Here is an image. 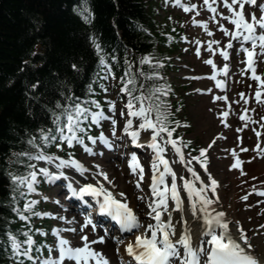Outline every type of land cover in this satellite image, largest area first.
Masks as SVG:
<instances>
[{
    "label": "snow or ice",
    "instance_id": "6c2138e0",
    "mask_svg": "<svg viewBox=\"0 0 264 264\" xmlns=\"http://www.w3.org/2000/svg\"><path fill=\"white\" fill-rule=\"evenodd\" d=\"M178 3V0H172ZM205 10L212 13L208 20L193 19L196 25H202L209 36L212 35L214 28L209 27L210 22H214L224 36L231 37L226 41L213 39L211 42L197 40L195 51L197 54L202 52L201 44H206L208 50L215 54L217 51L227 58L229 52L225 49L226 43L229 48L233 47L234 42L241 40L249 42L251 47L245 43H240L239 47L243 52L247 53L248 67L253 66V58L256 56H264V3H258V0H202ZM251 4L260 9L259 16L256 11L250 13V19L246 13V5ZM221 5L227 11H221ZM184 11L196 15L200 14L201 8L198 3H185L182 5ZM83 19L91 23L92 17L81 12ZM231 23L234 27L229 28L225 22ZM97 52L102 53L103 49L95 34L91 37ZM188 40V37H184ZM216 45L217 47H213ZM258 49V51H257ZM32 55H36L35 52ZM127 59V57H126ZM112 60H116L113 56ZM155 63L163 64L162 61H154L151 57L145 55L140 59V64ZM27 64L28 62L25 61ZM100 63L104 65L103 80H116V73L112 65L101 55ZM135 61L128 62L124 75L119 77L120 92L127 94V101L124 109L117 107V100L105 96L108 101L107 108L116 115L106 113L100 101L94 96H89L86 101L79 100L74 95H68L67 104H61L57 101V107L63 109L57 112L54 108H49L52 114V123L54 128L45 131L40 129L39 140L45 144H55L60 149L65 145L73 148L76 145L82 146L84 151L89 155L104 156L111 159L107 150L115 148V141L121 138L130 137L129 143L136 145L138 148H145L151 153V171L149 173L151 179L148 184L150 193L145 196L143 193L142 181L145 179V165L140 163L137 152H131L128 160L130 170L135 173L137 179L134 181L135 187L141 190V194L137 199L144 202L147 199L146 210L143 213L147 217L144 221L141 214L136 212L127 199V193L117 191L116 177L110 173L99 163H94L95 170L91 175L96 179L94 182L77 181L75 177L64 171L65 167L74 168L78 173L83 175L87 170L85 165L76 159L71 152L68 157L56 155L55 153H46L37 143V137L29 138L28 143L33 145L36 152H22L17 155L26 156L28 161H46L55 164L57 171H50L48 167L40 166L39 172L36 171L37 165L28 163L27 161H19L26 163L30 171L26 176H17L11 174L14 184L25 186L29 194L26 199L27 203L24 208L30 210L32 216H53L52 212H35L32 211L33 205L37 204V200L31 197V193H35L38 189L35 187L37 176H43L50 182H55L58 178H63L60 182L61 190L66 188L68 196L80 197L83 199L84 194H89L94 200L93 212L85 210V220L79 228L66 229L67 231L77 232L91 226L96 232L94 239H91L85 231L80 236L82 244L73 246L69 239L61 235L59 228H53L52 232L57 236L54 245H48V255H43V246L33 247L34 240L29 231H25L27 239L23 241L27 247H22V243L18 238L9 231L7 233L11 245V257L16 264H25L31 261L32 264H66V261H74L75 264H111L108 256L103 251L97 250L91 245L97 242H106V237L111 238V230L104 227L105 235H100L97 229L100 227L99 222L94 219V213L99 212L110 216L120 225L121 231L135 232L132 241L119 243L124 245L128 255L133 257L136 264H264V258L255 254V245L249 239L246 230L240 226L236 228L238 222L230 221L226 211L217 210L213 205L220 200L217 189L219 181L213 176L208 163L207 153L209 149L216 143L213 139L207 147L199 149L198 156H190L184 151L183 136H175L176 128L181 126V121H172L169 119L171 109L166 100L161 99L160 95L167 96V85L162 88L146 89L144 83L137 86V73L144 76L145 79L150 77L162 78L160 72L144 73L141 69L134 72L133 64ZM209 65L215 67V61L209 57L206 61ZM71 68L78 70L76 63L71 64ZM226 68V66H225ZM253 76L260 79V83L264 84V78L257 76L253 71ZM215 78V73L211 74ZM40 81L31 84L32 89H36ZM217 84L223 87V83L217 80ZM100 87L105 93L109 92V86L104 83ZM139 87V91H137ZM90 92L95 89L89 87ZM201 91L212 92L211 88L202 89ZM135 93V94H134ZM31 95V94H30ZM257 99L261 98L260 91L256 92ZM39 99V97H37ZM120 99H123L121 96ZM214 100L221 99L220 96H213ZM224 99H227L225 96ZM78 101V102H77ZM86 104L94 106L97 110L93 111L92 107H86ZM123 115L125 121L120 125L118 116ZM221 117H227V111L220 112ZM133 118H139L134 120ZM242 119H247L242 116ZM84 121H88L85 125ZM102 121H110V136L105 133L103 126L98 135L89 134V130L95 124H101ZM187 126V122H183ZM222 123H227L223 120ZM175 124V127H170ZM247 126V125H246ZM264 127V125H262ZM148 132L147 139H141L142 133ZM79 133H82L79 134ZM222 135V134H221ZM259 135V133H258ZM59 141V142H57ZM90 142V143H89ZM191 144V141H188ZM169 145L171 147H169ZM256 149H261V144H256ZM241 151L247 149L241 148ZM170 153V155H168ZM235 154V149H233ZM264 155V151L260 152ZM198 161L203 169L202 175L197 168L193 166L192 161ZM58 161V163H57ZM174 162H178L176 166ZM232 168H240L243 171L242 162L237 157L235 163L231 164ZM189 174H191L189 176ZM66 182V183H65ZM198 182V184H197ZM261 195H264V189H254ZM21 196H25L24 192H20ZM15 198V194L14 197ZM45 200L50 199L48 196L43 197ZM242 199L247 200L245 195ZM60 204V200H56ZM21 219L28 221L29 216L19 209H13ZM57 219L67 220V217L57 216ZM75 218H73V221ZM264 228V225H261ZM195 229V232L193 231ZM35 231L40 232L41 229ZM58 249V255H52L53 248ZM35 251L36 255H33ZM116 251L119 253L120 248ZM120 264H125L123 256L120 257Z\"/></svg>",
    "mask_w": 264,
    "mask_h": 264
},
{
    "label": "trees",
    "instance_id": "16d2710c",
    "mask_svg": "<svg viewBox=\"0 0 264 264\" xmlns=\"http://www.w3.org/2000/svg\"><path fill=\"white\" fill-rule=\"evenodd\" d=\"M150 2L0 0V264H16L10 261L7 233L24 238L20 230L28 227L26 222H19L13 211L17 207L22 211L27 201L26 195H20V186L11 179V174L20 176L28 170L26 163L19 162H29L28 158L17 154L33 152L35 147L28 143L32 136L38 138L40 146L52 145L39 140V130L54 128L49 108L63 111L57 101L67 104L68 95L86 101L92 94L90 86L100 91L101 55L120 74L131 61H135L134 72H160L162 78L139 79L137 75V86L144 83L146 89H159L167 85V96L159 92L156 95L176 105L169 100L172 84L165 75V55L171 38L161 35ZM81 12L89 16L94 13L92 22H86ZM93 34L102 53L94 46ZM145 55L162 61V66L148 62L141 65L140 59ZM113 56L116 60H112ZM72 63L78 65V70L71 68ZM38 80L40 84L32 89L31 84ZM174 118L177 117L173 111L169 119L175 121Z\"/></svg>",
    "mask_w": 264,
    "mask_h": 264
},
{
    "label": "rangeland",
    "instance_id": "374dc122",
    "mask_svg": "<svg viewBox=\"0 0 264 264\" xmlns=\"http://www.w3.org/2000/svg\"><path fill=\"white\" fill-rule=\"evenodd\" d=\"M193 1V0H191ZM200 5L202 14L204 15V19L208 20L209 17L212 15L209 11L205 10L203 6L202 0H194ZM158 13H156L154 16L155 21L160 23V28H165L162 26V24L165 26L167 24L168 16H175L172 13V8L170 7H163L162 5H158L157 8ZM221 11H227L225 8H220ZM177 15L175 17L176 20H178V23L175 24V27H181L184 32V35L188 37L189 39V45L190 49L187 50L185 47V44L181 41L178 42L179 46H177L172 52L170 56V62L172 64V67L168 71V77L170 82L173 84V86L176 89V99H181L182 102V109L180 111V117L181 120L183 119V122H187V126H183L180 129H182V136L186 140L191 141V145L196 147V153H188L190 156H198L199 155V149L202 147H207L210 143V138H216V133L221 132L223 136H219L216 138V143L209 149L208 153L206 154L208 157V163L212 172H214L215 178L219 179L223 177L222 180V186L219 188V191H222L221 199L226 201V207L229 209L232 216L236 219H238L246 229L249 230V235L251 238V242L255 245V250L259 247H262V240H260L262 237H264V228H261L262 222L264 221V215L261 214V210H263L260 206H257L255 204V201L258 197L257 193L258 191H255L254 189L264 188V180H258L256 174L250 175L246 172L245 169H243L245 174H241L240 168H232L230 167L231 164L235 163L237 157L243 164L250 163L252 160L253 162L258 160L259 158L257 156V151H241V148L244 146L242 144L238 145L239 141V133L246 134L245 132H250V127L245 128L244 130V120H239V107L240 104H237V101L243 98L245 100V92L240 89H246L245 91L249 92V96L251 97V93L254 91V88L252 87V84L249 82H244V79L246 78V73L242 72L240 70V64L237 65V69L239 71L237 75V79L231 78V84L227 90H220L216 88V81L221 79V76L219 79H215L213 83H211L209 80H198L194 81L191 80L189 75H197L199 72H207L209 71L213 65H209L206 63L207 59L211 56V52H207L206 44H202L200 47L202 48V52L200 54H197L195 51L196 48V41L197 40H203L211 42L213 39L220 40V41H226L230 39L229 37H226L223 35L221 30L215 26L214 22H210L209 27L214 28L215 33H213L211 36L207 34V32L203 29L195 32L196 26L192 23V20L195 19L194 14H187L188 16L185 17L184 14H179V12H176ZM195 13V12H192ZM222 22H225L229 28L232 26L227 22L223 21V18L220 17ZM172 20V17H171ZM185 24H183V22ZM164 22V23H163ZM172 25V23L170 24ZM203 28L202 26H200ZM166 28H168L166 26ZM228 45L225 43L224 47L226 48ZM214 47H217L214 45ZM215 56L214 61L215 64L218 61L217 58L220 60L218 54H213ZM244 75V77H243ZM109 92L108 97H111L113 99L117 100V107L119 109L125 108V103L127 101V95L120 92V83L119 78L116 77V80H109ZM211 88L212 92L207 91H201L202 89H208ZM264 89V87L262 88ZM220 96L221 99L214 100L213 96ZM123 97V99H120V97ZM227 97V99H224V97ZM254 102H256V99H253ZM244 103V102H243ZM108 104V102L106 103ZM248 107V110L251 114H253L254 106L255 104H249L246 105ZM257 108V107H256ZM227 111L229 115L227 117H221L219 115L220 112ZM106 113L110 114L112 113L110 109L106 108ZM264 113V108H263ZM116 115V113H114ZM254 116H250L249 119H252ZM118 118H121V121H125V117L123 115L118 116ZM247 119V120H249ZM223 120H226V124L222 123ZM107 122V121H105ZM105 129V127H104ZM148 132L142 133V135H147ZM110 135V131H109ZM252 135V132L250 133ZM119 141L118 139L116 140ZM128 140L126 142H120V144H127ZM90 143V142H89ZM79 159L89 164V168L94 171V163H99L101 165H104L105 169L108 171H114L115 177H116V184L117 189L122 188V184H126V179L130 178L132 181L137 179L136 175H130L126 173V170L124 169L123 165L124 161L126 160V155H117L114 152H109L108 155L111 156V159H106L105 157H102L100 160H97L96 158L89 157V154H87L82 146H79ZM233 149H235V154H233ZM121 151V150H120ZM137 152V155L140 157V160L142 163L148 164V160L151 159V153L150 150L146 151L145 148H137L134 150ZM131 155V151L128 153ZM127 154V155H128ZM131 157V156H130ZM93 162V163H91ZM58 163V161H57ZM48 167V164L45 163ZM121 164V165H120ZM193 166L197 168V171H199V162L193 160L192 161ZM42 165V161H37V169ZM55 165V164H53ZM147 168V167H146ZM39 172V169H38ZM114 176V175H113ZM125 180V182H124ZM145 180V179H144ZM147 182H145L146 184ZM198 184V182H197ZM133 186H129V188H132ZM43 190V188H41ZM131 190V189H130ZM148 190L145 185H143V193L147 194ZM141 194V190H140ZM247 195L248 199L244 200L242 199L243 196ZM39 195L37 196V198ZM41 203V209L44 208V205ZM46 205V204H45ZM47 207L52 208V204H47ZM239 222V223H240ZM263 248V247H262ZM262 255L264 256V249H261ZM262 256V257H263Z\"/></svg>",
    "mask_w": 264,
    "mask_h": 264
},
{
    "label": "bare ground",
    "instance_id": "6f19581e",
    "mask_svg": "<svg viewBox=\"0 0 264 264\" xmlns=\"http://www.w3.org/2000/svg\"><path fill=\"white\" fill-rule=\"evenodd\" d=\"M235 43V45L237 44V45H239L240 43H244L243 41H239V40H237V41H235L234 42ZM233 47H234V45H233ZM233 47H231V48H229V47H227V51L229 52V56L227 57V59L229 60V61H231V62H233V66L235 65V64H237V62L238 61H240L241 59H242V55L244 56H247V53L245 54H239V53H236L235 51H234V48ZM233 51L234 52V54H232V52H230V51ZM245 60H247V57H246V59ZM253 66L254 67H256L257 69L259 68V64H258V62H256V59H255V57L253 58ZM253 69L251 68V69H249V71H252ZM224 71H226L225 69H224ZM224 71H222V76H225L226 77V73L224 72ZM261 95V94H260ZM259 102H260V106H264V95H261V98L259 99ZM241 102L240 101H237V104H240ZM245 114H246V112H244ZM253 114H254V111L252 112ZM257 115H259V111H257V113H256ZM134 120H138L139 118H133ZM118 120H120V118H118ZM260 121V119L259 118H257V123ZM110 122V121H109ZM245 131H246V129H244ZM252 132V130H250V132H245L246 134H244V132L241 134V136H240V141H241V143H242V140L245 142V144H247L248 146H250V147H252V146H255V148H256V144H257V142H255V140H256V137H255V134L253 133L252 135H250V133ZM148 137V136H147ZM147 137H145V139H147ZM121 138H124V134L123 133H121ZM129 140H130V137H129ZM259 141L261 142H258V143H260L261 144V148L263 147V144H262V142H264V136L263 135H261L260 136V138H259ZM115 145H116V143H115ZM131 146H134V145H131ZM130 146V147H131ZM169 147H171L170 145H169ZM249 147V148H250ZM257 150V149H256ZM258 151V150H257ZM262 151V149L261 150H259V155H258V157H259V161L258 160H256V161H250V163H247V164H243V169H245L246 170V172L247 173H249L250 175H253V174H256V175H258L257 177V179L260 181V180H264V155H261L260 154V152ZM168 155H170V153L168 154ZM77 159V158H76ZM128 163V162H127ZM174 164L176 165V166H179V164H178V162H174ZM148 165H151V159H150V162H148ZM110 168H108L107 170H109ZM128 169H130L129 168V165H127V170ZM148 171H149V173H150V171H151V167L149 166V169H148ZM72 173H74L73 175H71V176H73V177H75V179L77 180V175H76V173H78L74 168H73V171H72ZM88 173V175H86L84 178H83V182H94L95 181V177L94 176H92L91 175V173H89V172H87ZM110 173V175H114L115 176V172L114 171H111V172H109ZM149 173H148V175H147V178H148V183L150 182V179H151V177H150V175H149ZM203 175V174H202ZM215 176V175H214ZM218 181H219V185H218V189H217V192H218V195H219V197H221V191H219V187L222 185V180H223V177H221V178H219V179H217ZM78 181V180H77ZM129 186V185H128ZM122 188L124 189V191H126L127 193H128V191L127 190H129L130 191V189L126 186V185H124V184H122ZM117 191H122V190H117ZM149 193H150V189H149ZM131 195H130V200H129V202H130V205L131 206H133V208L135 209V211L136 212H138V213H140L141 214V216L142 217H144L143 216V213H144V211H142L143 210V207H142V205L140 204V202H138V201H135L136 200V197L133 195V193H130ZM128 199V198H127ZM146 204H147V202H144L143 203V206H146ZM136 206H138V207H136ZM213 207L214 208H216L217 210H223V211H226L227 212V214H228V219L230 220V221H235V222H237L236 221V219H234V217L232 216V214L230 213V211H229V209L226 207V201H224L223 199H220L219 200V202L217 203V204H215V205H213ZM55 214H56V216H59L60 215V212L58 211V210H54L53 211ZM262 213L264 214V209H263V211H262ZM68 216V215H67ZM74 218H75V220L73 221V219H70V220H72V222H73V224H75V223H77L78 222V219H77V216H74ZM145 219H146V222H147V220H148V218L147 217H145ZM57 223H58V225H59V227L62 229V230H64V231H66L68 234H70L71 236H75L74 234H73V232L72 231H67L66 229H70V228H73V227H75V228H79V226L80 225H77V226H73V224H69V223H62V222H60L59 221V219H57ZM240 226H239V224L237 223L236 224V228L238 229ZM97 230H99V228L97 229ZM85 231L88 233V235L91 237V239H93L92 238V234H94L95 232L92 230V228H91V230H89L88 228L87 229H85ZM193 231L195 232V229H193ZM135 234L136 233H134V234H132L131 236H132V239H134V236H135ZM260 240H262V247H259L258 249H256V250H254L255 251V254L256 255H258V256H260L261 258H264V256L262 255V252H261V249H264V237H262ZM113 241L114 240H112V239H106V242H97L95 245H91L92 247H94L95 249H97V250H101V251H103L104 252V254L105 255H107L108 256V258H109V260L111 261H114L116 258H119L120 259V257L121 256H123V258L125 259V255L127 256V257H129L130 259H131V262L134 260V258L133 257H131V256H129L128 255V253H127V251L125 250V247H120V252L118 253V255H116V253L115 252H117L116 251V246L114 245V243H113ZM112 249H113V252H112ZM263 256V257H262ZM111 261V262H112Z\"/></svg>",
    "mask_w": 264,
    "mask_h": 264
}]
</instances>
